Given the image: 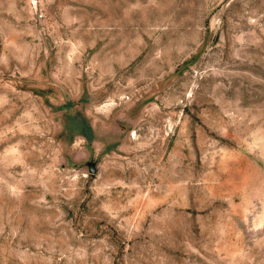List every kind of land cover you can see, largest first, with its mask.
<instances>
[{
    "label": "rangeland",
    "instance_id": "374dc122",
    "mask_svg": "<svg viewBox=\"0 0 264 264\" xmlns=\"http://www.w3.org/2000/svg\"><path fill=\"white\" fill-rule=\"evenodd\" d=\"M0 264H264V0H0Z\"/></svg>",
    "mask_w": 264,
    "mask_h": 264
}]
</instances>
